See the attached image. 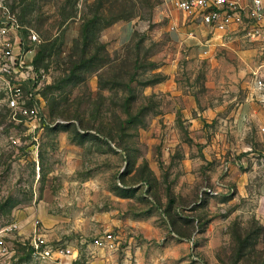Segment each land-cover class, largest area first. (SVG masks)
<instances>
[{"label": "rangeland", "instance_id": "1", "mask_svg": "<svg viewBox=\"0 0 264 264\" xmlns=\"http://www.w3.org/2000/svg\"><path fill=\"white\" fill-rule=\"evenodd\" d=\"M97 1L13 2L61 51L39 62V129L0 105V264H50L32 255L36 222L49 244L78 249L79 263L264 264V103L252 74L263 48L253 22L197 23L174 41L177 27L159 21L163 0ZM182 14L187 27L193 17ZM123 20L135 22L131 42H104ZM87 21L84 79L63 82L57 61L73 55ZM108 231L116 246L97 248Z\"/></svg>", "mask_w": 264, "mask_h": 264}, {"label": "built area", "instance_id": "2", "mask_svg": "<svg viewBox=\"0 0 264 264\" xmlns=\"http://www.w3.org/2000/svg\"><path fill=\"white\" fill-rule=\"evenodd\" d=\"M13 2L0 0V105L8 111L10 121L35 132L43 124L47 105L41 91L42 75L36 64L41 39L33 28L21 22ZM169 5L192 16L193 21L215 29L240 24L244 18L253 22L252 34L262 44L263 51L252 74L256 94L264 103V0H170ZM160 12L166 17L172 15L171 8L167 6L161 7ZM10 140L14 144L19 142L16 134L10 135ZM19 227L20 224L14 222L6 232ZM33 233L31 246L34 258L54 261V264H85L79 263L80 252L75 247L49 244L46 229L38 222ZM116 243L117 238L112 231L105 232L95 241L100 249H112ZM0 248L1 253L8 251L1 236Z\"/></svg>", "mask_w": 264, "mask_h": 264}, {"label": "trees", "instance_id": "3", "mask_svg": "<svg viewBox=\"0 0 264 264\" xmlns=\"http://www.w3.org/2000/svg\"><path fill=\"white\" fill-rule=\"evenodd\" d=\"M97 4H98L97 5L98 8L101 7L100 0L97 1ZM61 17L62 19H65L67 17V13L66 12L61 13ZM98 23L99 21L97 19V31L99 30ZM90 24H91L90 21H87V23L84 24L82 30V42L76 41L77 46L73 55H70L66 62L62 61L61 59L57 61L58 63L64 64L65 66L63 68V72L66 74V76L63 78V82L75 84L84 79L83 71L87 69L88 64L90 62V60L87 59V55L89 53V48H90V42H89L90 32H91ZM56 44H57L56 41L52 43H48L46 45L41 43L36 58L37 66L40 65L39 62L42 57H50L52 56V54L56 53L55 51H61V47L57 48ZM97 45H99L98 41H97ZM56 54L58 55V52ZM99 60L102 61V58L99 57Z\"/></svg>", "mask_w": 264, "mask_h": 264}, {"label": "crops", "instance_id": "4", "mask_svg": "<svg viewBox=\"0 0 264 264\" xmlns=\"http://www.w3.org/2000/svg\"><path fill=\"white\" fill-rule=\"evenodd\" d=\"M170 4V0H163V3L161 4L160 8L167 6L171 8L172 15L170 17L163 16L160 12H158L159 21H165L168 20L169 23L174 24L177 28L171 32V38L174 41H179L184 38V34L187 31L188 27H192L197 24L196 21L190 20V23L187 25L184 24V20H180V14H182L181 11L172 8ZM135 30V22L133 20H123L117 24H114L113 26L109 27L103 34V41L104 42H112L115 45H127L131 42L133 32ZM248 105H245L241 108V115H246L248 110ZM80 259L82 260V257L80 256ZM50 264H54V261H50ZM88 264V262L86 263Z\"/></svg>", "mask_w": 264, "mask_h": 264}]
</instances>
